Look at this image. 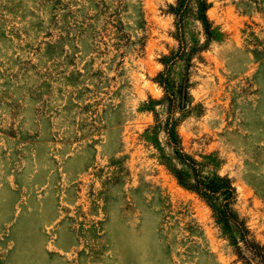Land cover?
<instances>
[{
  "label": "rangeland",
  "instance_id": "374dc122",
  "mask_svg": "<svg viewBox=\"0 0 264 264\" xmlns=\"http://www.w3.org/2000/svg\"><path fill=\"white\" fill-rule=\"evenodd\" d=\"M55 1L0 0V264H243L148 129L152 105L173 118L184 151L232 179L264 244V0H210L217 36L156 105L175 0H142L138 54L112 46L99 0ZM187 34L206 40L194 19Z\"/></svg>",
  "mask_w": 264,
  "mask_h": 264
},
{
  "label": "trees",
  "instance_id": "16d2710c",
  "mask_svg": "<svg viewBox=\"0 0 264 264\" xmlns=\"http://www.w3.org/2000/svg\"><path fill=\"white\" fill-rule=\"evenodd\" d=\"M60 4L61 0L55 1L56 7ZM96 5L100 6L105 16L103 30L113 37L112 46L121 54L128 51L138 54L144 50L148 23L142 0H99ZM210 7V0H175L174 4L169 5L168 12L174 16L173 36L178 46L161 59L164 69L158 74L157 81L165 94L161 99L150 98L151 103L156 105L177 97L180 87L177 88L175 82V66L180 62L191 65L195 57L201 58L200 54L217 36L208 16ZM189 19L200 24L206 38L204 42L192 41L188 37ZM83 23L80 28H83ZM181 87L182 90L186 88L185 82H181ZM150 109L154 110L158 123L148 131L162 130L166 135V146H162L160 141L154 143L164 165L183 188L196 193L209 206L216 224L243 264H264V244L256 238L246 218L236 207L238 194L232 179L213 171V161H209L208 157L201 161L184 151L176 121L170 118L164 123L159 122L154 105Z\"/></svg>",
  "mask_w": 264,
  "mask_h": 264
}]
</instances>
